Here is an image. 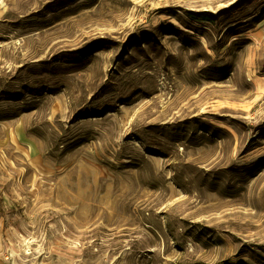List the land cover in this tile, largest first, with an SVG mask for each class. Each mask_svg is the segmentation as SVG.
Wrapping results in <instances>:
<instances>
[{
	"label": "rangeland",
	"instance_id": "1",
	"mask_svg": "<svg viewBox=\"0 0 264 264\" xmlns=\"http://www.w3.org/2000/svg\"><path fill=\"white\" fill-rule=\"evenodd\" d=\"M262 158L264 0H0V264H264Z\"/></svg>",
	"mask_w": 264,
	"mask_h": 264
},
{
	"label": "trees",
	"instance_id": "2",
	"mask_svg": "<svg viewBox=\"0 0 264 264\" xmlns=\"http://www.w3.org/2000/svg\"><path fill=\"white\" fill-rule=\"evenodd\" d=\"M195 16H193V17H195ZM205 21L208 22L209 19L208 20L206 19ZM95 52H97V49H95L94 46H91V48H86V49H83V50L78 51L77 54H76V56L79 59H87L89 56H91V54H93ZM258 162L260 163L261 167L264 168V158L260 159Z\"/></svg>",
	"mask_w": 264,
	"mask_h": 264
}]
</instances>
